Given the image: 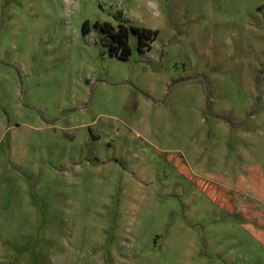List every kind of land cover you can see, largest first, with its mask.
Segmentation results:
<instances>
[{
	"label": "rangeland",
	"instance_id": "374dc122",
	"mask_svg": "<svg viewBox=\"0 0 264 264\" xmlns=\"http://www.w3.org/2000/svg\"><path fill=\"white\" fill-rule=\"evenodd\" d=\"M0 264H264V0H0Z\"/></svg>",
	"mask_w": 264,
	"mask_h": 264
},
{
	"label": "trees",
	"instance_id": "16d2710c",
	"mask_svg": "<svg viewBox=\"0 0 264 264\" xmlns=\"http://www.w3.org/2000/svg\"><path fill=\"white\" fill-rule=\"evenodd\" d=\"M90 26V22L86 21L83 25L84 33H89L87 28ZM93 27L101 29L106 35L107 39L111 41L110 52L114 55L117 54L120 59H128L129 48V33H133L139 39V47L144 50L147 47L146 40H150L156 36L157 32L148 28H140L136 26H130L129 28L121 25L119 30L115 31L108 23L101 24L99 22L94 23Z\"/></svg>",
	"mask_w": 264,
	"mask_h": 264
}]
</instances>
